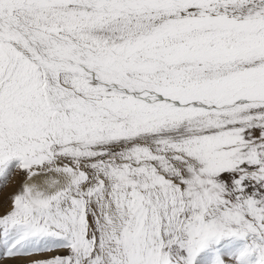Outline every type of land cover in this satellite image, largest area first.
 <instances>
[{
    "label": "snow or ice",
    "instance_id": "1",
    "mask_svg": "<svg viewBox=\"0 0 264 264\" xmlns=\"http://www.w3.org/2000/svg\"><path fill=\"white\" fill-rule=\"evenodd\" d=\"M0 264H264V0H0Z\"/></svg>",
    "mask_w": 264,
    "mask_h": 264
}]
</instances>
